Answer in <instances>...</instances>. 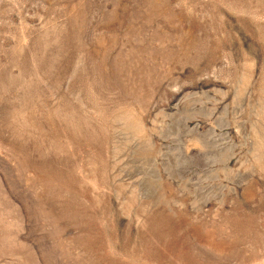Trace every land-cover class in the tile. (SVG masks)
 <instances>
[{
	"label": "rangeland",
	"instance_id": "rangeland-1",
	"mask_svg": "<svg viewBox=\"0 0 264 264\" xmlns=\"http://www.w3.org/2000/svg\"><path fill=\"white\" fill-rule=\"evenodd\" d=\"M0 264H264V0H0Z\"/></svg>",
	"mask_w": 264,
	"mask_h": 264
}]
</instances>
